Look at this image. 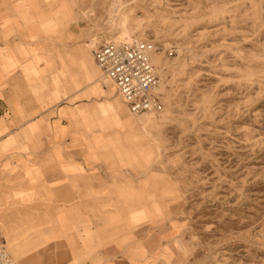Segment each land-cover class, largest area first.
Here are the masks:
<instances>
[{"label": "rangeland", "instance_id": "obj_1", "mask_svg": "<svg viewBox=\"0 0 264 264\" xmlns=\"http://www.w3.org/2000/svg\"><path fill=\"white\" fill-rule=\"evenodd\" d=\"M43 1L80 41H94L92 54L130 43L117 41L124 20L132 42L146 41L160 61L161 110L147 117L127 113L99 79L138 122L104 121L96 140L110 149L104 189L134 225L129 246L139 244L147 264H264V0ZM11 69L8 59V81Z\"/></svg>", "mask_w": 264, "mask_h": 264}, {"label": "crops", "instance_id": "obj_2", "mask_svg": "<svg viewBox=\"0 0 264 264\" xmlns=\"http://www.w3.org/2000/svg\"><path fill=\"white\" fill-rule=\"evenodd\" d=\"M54 4L0 0V230L17 264H147L97 149L104 121L127 128L122 101Z\"/></svg>", "mask_w": 264, "mask_h": 264}, {"label": "built area", "instance_id": "obj_3", "mask_svg": "<svg viewBox=\"0 0 264 264\" xmlns=\"http://www.w3.org/2000/svg\"><path fill=\"white\" fill-rule=\"evenodd\" d=\"M151 52L152 47L146 41L139 40L104 44L93 53L103 77L114 86L132 116L153 115L161 110L162 103L156 93L160 76L150 60ZM0 264H16L1 235Z\"/></svg>", "mask_w": 264, "mask_h": 264}, {"label": "bare ground", "instance_id": "obj_4", "mask_svg": "<svg viewBox=\"0 0 264 264\" xmlns=\"http://www.w3.org/2000/svg\"><path fill=\"white\" fill-rule=\"evenodd\" d=\"M120 26H121L122 32H121L120 36L118 37L117 41L132 42V40H131V38L129 36V32H128L129 29H127V25H126L124 20H122L120 22ZM93 59H94V57H93ZM150 60H151L152 64H159L160 63L159 59L156 56H154L153 54L150 55ZM120 100H121V98H120ZM145 117H147V115ZM126 121H128V120H126ZM136 123H138V122L137 121H132V120H129L128 122H126L127 126L130 129H136L137 128Z\"/></svg>", "mask_w": 264, "mask_h": 264}]
</instances>
